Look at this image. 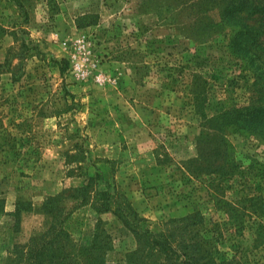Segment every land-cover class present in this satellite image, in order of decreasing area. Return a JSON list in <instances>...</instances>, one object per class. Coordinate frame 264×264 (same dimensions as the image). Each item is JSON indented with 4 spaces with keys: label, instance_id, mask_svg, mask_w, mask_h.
I'll return each mask as SVG.
<instances>
[{
    "label": "rangeland",
    "instance_id": "1",
    "mask_svg": "<svg viewBox=\"0 0 264 264\" xmlns=\"http://www.w3.org/2000/svg\"><path fill=\"white\" fill-rule=\"evenodd\" d=\"M18 1L27 19L17 0H0L8 30L0 64L12 58L0 76V264L41 227L47 197L97 169L126 193L144 227L158 231L199 211L209 236L222 234V260L264 264V135L233 128L222 136L206 123L263 94L264 47L252 38L243 53L250 66L237 56L242 39L191 38L183 19H166L181 7L173 3L170 15L164 0ZM81 19L90 25L79 27ZM51 57L68 62L63 75ZM224 140L233 166L227 176L209 174L199 151ZM19 201L29 210L16 233L10 213ZM97 218L79 206L65 228L86 245ZM100 218L112 240L108 261H123L136 249L134 234L112 213Z\"/></svg>",
    "mask_w": 264,
    "mask_h": 264
},
{
    "label": "trees",
    "instance_id": "2",
    "mask_svg": "<svg viewBox=\"0 0 264 264\" xmlns=\"http://www.w3.org/2000/svg\"><path fill=\"white\" fill-rule=\"evenodd\" d=\"M164 1L168 2L167 10H170V15L173 13L171 9L173 3H176L177 9L181 7L177 14L167 16L166 19L174 23V19L185 21V18H188V24L184 25L183 21V30L191 38L205 39L216 34L228 33L227 35L231 36V45L242 39L241 53H237V56L249 61L250 66L252 59L249 54L243 53L249 51L252 38L255 39V43H260L261 47H264V0ZM16 3L23 17L27 19L21 2L17 0ZM217 11L219 21H216L212 14ZM88 25L90 24L83 22L82 19L78 21L79 27ZM21 30L22 28L14 31L19 34ZM7 33L8 30L0 24V42ZM21 40V48L29 49L27 40L25 38ZM50 60L63 75L68 62L54 57ZM253 65L259 72L260 69ZM11 68L12 58L7 57L5 63L0 64V76L4 69ZM261 75L259 72L258 76ZM252 101L249 106L229 110L212 121H207V129L224 136L226 130L240 128L238 130H243L247 134L256 133L262 137L264 92L258 99ZM217 137L218 135H214L210 141L217 142ZM207 146V151H199L201 159L207 162L205 171L209 174L227 176L233 166L228 159L231 157L228 144L224 140V143L223 141L217 144L209 143ZM82 177L84 182L81 186L67 188L62 193L45 199L39 213L44 217L41 227L33 230L26 243L15 244L5 257L4 264H243L236 257L227 260L220 258L222 251L218 245L222 234L215 229L212 236H209L204 217L199 211L183 218L165 221L160 230L154 231L143 226L145 220L133 207L126 193L119 185L107 180L99 169L93 175L86 171ZM86 205L91 206L98 218L92 241L81 245L73 240L65 228V223L74 208ZM4 206L5 200L0 199V214L4 212ZM28 207L29 205L19 201L16 210L10 213L15 217L13 229L16 233L20 232L22 213L29 210ZM104 213H112L135 236L136 249L126 254L121 262L113 263L107 259V253L112 248V240L100 218ZM261 234H264L262 228Z\"/></svg>",
    "mask_w": 264,
    "mask_h": 264
}]
</instances>
